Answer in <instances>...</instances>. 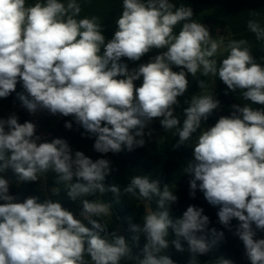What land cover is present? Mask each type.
<instances>
[{
	"label": "clouds",
	"instance_id": "clouds-1",
	"mask_svg": "<svg viewBox=\"0 0 264 264\" xmlns=\"http://www.w3.org/2000/svg\"><path fill=\"white\" fill-rule=\"evenodd\" d=\"M81 12V0H0V98L16 92L19 83L17 97L28 113L72 117L100 154L144 147V137L153 134L145 129L159 119L165 132L175 130L174 149L193 141L192 159L183 167L191 177L189 196L203 192L225 229L232 231L236 220L243 259L264 264V238L257 236L264 233V63L249 40L214 37L193 19L191 6L174 0H122L110 39L99 17ZM247 29L264 41V22L249 19ZM153 50L157 54L138 67L124 62L140 61ZM189 76L201 91L185 100L181 121L176 107L188 92ZM216 78L226 86L224 95L239 91L250 103L232 104L229 115L203 127L220 107ZM9 169L18 185L46 183L54 174L59 186L52 194L62 186L81 208L78 218L58 201H21L0 175V264H177L167 250L182 253L184 243L186 264H235L222 255L201 262L224 232L209 229V216L196 205L173 217L178 196L168 183L147 174L131 176L124 186L106 183L109 159L93 160L62 138L42 140L36 124L20 123L15 113L0 118V173ZM109 193L117 204L122 196L148 202L141 223L129 221L131 240L119 229L109 231L113 204L102 199Z\"/></svg>",
	"mask_w": 264,
	"mask_h": 264
},
{
	"label": "trees",
	"instance_id": "trees-1",
	"mask_svg": "<svg viewBox=\"0 0 264 264\" xmlns=\"http://www.w3.org/2000/svg\"><path fill=\"white\" fill-rule=\"evenodd\" d=\"M29 3H33L34 0H28ZM177 4L184 3L192 7L194 12L193 19L197 20L208 26L212 34L217 35V32L221 30L226 39H248L252 45L253 55L257 58L258 62L261 61V57H264V41H257L253 33L247 29V21L249 19H259L264 22V0H174ZM82 12L81 16H97L100 18V22L103 25V34L106 38L110 39L115 30V20L119 17L122 12V0H81ZM220 10H222L220 12ZM251 12H255L258 15L253 17L250 15ZM176 31H179V26ZM157 54L156 50H153L149 54L141 58L140 61L131 62L124 60L129 65V68L138 67L140 63H147L149 58ZM174 71H179L177 68H173ZM199 75V74H198ZM190 81L188 92L184 96L179 97V106L176 107V113L180 115L181 121L183 120V108L188 105L185 100L190 99L193 94L201 91L198 88L196 80L191 76L188 77ZM211 81V77H201ZM142 82L136 81L135 84L140 86ZM226 86L216 78L215 81V98L220 101V107L214 111L213 115L205 122L203 127H210L215 124L216 120L222 115H229L231 112L232 104H245L250 103L242 98L239 91L236 93L229 92L228 95H224ZM21 90L20 92H22ZM14 92L5 99L3 109L1 110V118H7L10 114L8 113L9 108L12 104V98ZM253 107L260 108V105H253ZM19 122L32 121L28 112L18 110ZM38 120V119H37ZM72 122V129H66L64 127L65 122ZM36 125L47 128L48 132L46 135H42L39 129H37V135H40L42 140L51 141L54 138H62L68 141L73 151L79 150L93 160L97 158H106L111 161L112 172L107 177L106 183H115L120 186H124L129 182V178L134 175H150L152 179L160 178L162 184L168 183L171 190L178 196V203L172 206L171 214L173 217L182 216L183 212L186 211L189 205H196L204 209V215L209 216V229L216 228L218 231L224 232V240L219 244L218 248L210 253L209 256H201L199 259L201 262L206 261L212 257L224 256L225 258L232 259L235 264H248L243 259V244L234 235L236 220L232 221V231L225 229L218 221L216 215L218 208L208 204L204 199V194L199 189L196 191L195 198L189 196V179L188 175L184 174L183 167L187 165L188 161L192 159V146L191 141L186 142L185 145L179 149H174L173 145L178 140V137L174 134L175 130L165 132L160 126L159 119H155V123L151 126L153 134L151 137L145 136V146L142 148H136L133 151H124L119 154H100L97 153L94 148V138H88V135L84 133L83 128L75 124L72 117H61L60 119L49 124L47 120H38ZM146 129L145 131H149ZM161 131L164 140L161 144L157 145L155 142V134ZM82 133H84L82 135ZM1 174V173H0ZM15 184L12 186V193H16L19 199H23L29 196L39 197L42 202L45 199H51L54 202L58 201L62 206L79 218V211L81 208L80 200L73 202L71 201L62 186L61 191L58 195H53L51 189L58 187L55 183V176L49 173L47 176L46 183L44 186L46 190H42L39 182L34 183H22L17 184L15 176L13 175ZM199 183V182H198ZM175 185V187H174ZM92 199V198H89ZM102 199L105 202H112L113 204V217L108 219L109 231L119 229V234L124 235L127 239L131 240L132 233L128 231L129 221L131 223H141V216L144 214L145 207L148 206V202H142L136 200L134 197L122 196L120 203H115L111 194H105ZM153 210L156 208L155 200L150 203ZM87 223V222H85ZM90 226V225H89ZM258 238H264V233H258ZM143 236L140 240V246L144 243ZM184 252H177L173 247H169L167 254L177 262V264H186L189 259V253L187 251V244L184 243ZM138 249L134 248V252Z\"/></svg>",
	"mask_w": 264,
	"mask_h": 264
},
{
	"label": "rangeland",
	"instance_id": "rangeland-1",
	"mask_svg": "<svg viewBox=\"0 0 264 264\" xmlns=\"http://www.w3.org/2000/svg\"><path fill=\"white\" fill-rule=\"evenodd\" d=\"M221 11H222V10H220V12H221ZM217 35H224V33H222L221 30H219V31L217 32ZM224 36H226V34H225ZM140 81L142 82V80H140ZM210 86H211V85H210ZM21 90H23V89H22V86L18 83V84H17V88H16V92H14L15 95H14L13 98H15V96L17 95V93H19ZM213 90H214V96H215V84H214V86H213ZM13 98H12V100H13ZM4 102H5V99H4V98H0V118H1V116H2L1 110L4 108V107H3ZM20 103H21V102H20ZM20 106H21V104H20ZM21 107H22V106H21ZM22 109H23L24 111L27 112V110L24 109L23 107H22ZM8 113H10L9 110H8ZM28 114L30 115L31 118L38 119L39 121H40V120H47V121L49 122V124H53V123L57 122V121L60 119V116H52V115H50V114H48V113H46V112H40V113H37V114H35V115H32V114H30V113H28ZM33 123L36 124L35 122H33ZM154 123H155V120L149 125V128H151V126H153ZM36 126H37V129H39V131L41 132V134H42L43 136L47 134V132H48V126H47V128H45V127H41V128H40L39 125H36ZM149 128H147V129H149ZM145 130H146V129H145ZM154 140H155V142H156L157 145H159V144H161V143L163 142L164 137H163V134L161 133V131H159V132H157V133L155 134V139H154ZM192 143H193V141H191L190 146H192ZM0 175L4 176L6 179H8V180L11 182V184H10V194H11V192H12V190H13L12 186L15 184V182H14V180H13V175H14L13 172L9 169L8 171H6V172H4V173H1ZM38 182H39V184H40L42 190L45 191L46 188H45V186H44V181L41 180V181H38ZM12 195H16V196H18L15 192L12 193Z\"/></svg>",
	"mask_w": 264,
	"mask_h": 264
},
{
	"label": "built area",
	"instance_id": "built-area-1",
	"mask_svg": "<svg viewBox=\"0 0 264 264\" xmlns=\"http://www.w3.org/2000/svg\"><path fill=\"white\" fill-rule=\"evenodd\" d=\"M20 101L17 97V95L15 96V98H13L12 100V104H11V107L9 108V111L10 113L9 114H12V113H15L16 115H18V110L21 111L22 110V107L20 106ZM33 122H38L37 119H32Z\"/></svg>",
	"mask_w": 264,
	"mask_h": 264
}]
</instances>
